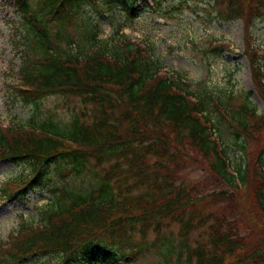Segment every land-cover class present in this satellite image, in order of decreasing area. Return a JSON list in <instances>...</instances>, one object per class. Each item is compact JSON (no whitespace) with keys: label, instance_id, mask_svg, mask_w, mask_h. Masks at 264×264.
Instances as JSON below:
<instances>
[{"label":"trees","instance_id":"obj_1","mask_svg":"<svg viewBox=\"0 0 264 264\" xmlns=\"http://www.w3.org/2000/svg\"><path fill=\"white\" fill-rule=\"evenodd\" d=\"M13 1L25 53L7 85L11 98L37 107L61 97L80 106L66 120L33 118L30 126L0 129V161L25 169L0 187V200L24 198L53 177L89 183L83 190L52 189L55 201L38 210L40 222L20 223L0 244V264L52 255L54 264H134L147 250L148 234L156 247L171 224L179 227L183 249L159 248L160 255L175 254V264H264V232H254L264 227V113L247 104L251 92L239 106L232 91L194 94L180 74L163 73L152 45L123 34L101 39L96 28L81 26L80 50L61 49L73 43L67 29L82 6L95 0ZM211 1L215 19L243 22L244 54L264 100V59L250 35L253 21L264 18V0ZM122 3L131 14L135 0ZM215 121L232 132L244 159L250 154L236 175ZM197 168L223 188L207 191L202 178L187 184L185 176ZM200 229L206 238L183 246Z\"/></svg>","mask_w":264,"mask_h":264},{"label":"rangeland","instance_id":"obj_2","mask_svg":"<svg viewBox=\"0 0 264 264\" xmlns=\"http://www.w3.org/2000/svg\"><path fill=\"white\" fill-rule=\"evenodd\" d=\"M95 1L97 2L94 4L88 3L82 7L80 23L86 24L87 28L96 27L99 38L110 40L123 34L141 43L153 45L154 56L161 59L165 71L169 75L178 73L191 82L190 90L194 94L201 88L216 94L232 91L236 95L234 105L239 106L250 91L247 104L255 107L257 115L264 113V100L252 85L249 64L242 54L243 23L241 20H216L215 12L212 11L215 7L211 0H136L134 7L139 5V9L135 15L123 11V0L113 1L111 5L107 2L109 0ZM18 12L13 1L0 0V129L11 123L29 125L33 118L36 123L47 118L66 120L71 111L80 106L75 99L61 97L46 98L37 107L23 105L11 98L7 85L15 79L14 73L22 65L25 53L23 48L18 47V38L23 35L16 22L20 18ZM253 22V42L264 57V18ZM67 33L73 43L69 46L62 44L61 49L78 52L80 41L75 36L74 28H69ZM218 42L227 44L234 52L215 56L211 46ZM215 126L222 146L226 148L229 170L236 175V171L243 167L250 154L244 159L243 153L234 146L235 137L228 127L224 124L217 125L216 121ZM249 147L253 148L252 145ZM24 172L21 164L0 161V186ZM203 177V171L197 168L188 172L184 180L191 184L194 179L202 178L207 191L223 188V185L208 175ZM87 183V177L64 181L53 177L50 183L29 190L24 199L14 198L4 203L0 201V243L6 242L21 222L34 223L33 225L38 223V209L55 201L52 189H61L63 186L66 189L83 190ZM178 228V225L171 224L164 229V237L156 247L151 244L155 241V236L150 232L147 237V250L134 264H175L176 255L166 251L160 255L159 247L172 245L171 248L177 250L175 247L179 245L183 249ZM203 230L191 233L183 246L193 247L197 242H202L206 238ZM254 232L263 235L264 227H256ZM132 241L138 243L139 236H132ZM56 258L50 256L32 262L53 264ZM98 264H111V261L99 260Z\"/></svg>","mask_w":264,"mask_h":264}]
</instances>
